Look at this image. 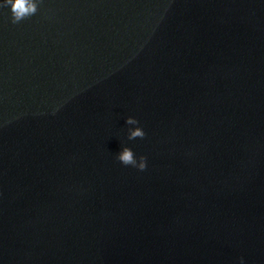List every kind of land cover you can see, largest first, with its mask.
I'll list each match as a JSON object with an SVG mask.
<instances>
[{
  "label": "water",
  "instance_id": "obj_1",
  "mask_svg": "<svg viewBox=\"0 0 264 264\" xmlns=\"http://www.w3.org/2000/svg\"><path fill=\"white\" fill-rule=\"evenodd\" d=\"M241 257L264 264V0L0 8V264Z\"/></svg>",
  "mask_w": 264,
  "mask_h": 264
},
{
  "label": "clouds",
  "instance_id": "obj_2",
  "mask_svg": "<svg viewBox=\"0 0 264 264\" xmlns=\"http://www.w3.org/2000/svg\"><path fill=\"white\" fill-rule=\"evenodd\" d=\"M39 2L40 0H2V2H0V8H10L11 22L17 24L22 20L34 16L38 11ZM125 123L127 125H138L139 122L134 117L129 116L126 118ZM144 137L145 132L141 127H130L128 129L129 140H134L136 138L143 139ZM116 158L123 165H130L140 171H144L147 167V158L145 156H140L139 160H137L132 149L127 146L122 148ZM239 264H244L242 257L240 258Z\"/></svg>",
  "mask_w": 264,
  "mask_h": 264
}]
</instances>
